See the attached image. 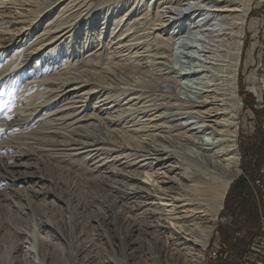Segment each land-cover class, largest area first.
Returning <instances> with one entry per match:
<instances>
[{"label":"rangeland","instance_id":"rangeland-1","mask_svg":"<svg viewBox=\"0 0 264 264\" xmlns=\"http://www.w3.org/2000/svg\"><path fill=\"white\" fill-rule=\"evenodd\" d=\"M18 1L0 0V264L8 260L14 245L21 247L19 257L23 264H122V261L126 264H156L155 256L163 264H179L184 257L193 260L191 257L199 249L190 240L192 238L166 229L175 224L169 217V208L133 207L140 201L139 195L132 193L126 197L106 178L105 168L118 166L119 169L120 165L113 160L109 163L106 156L100 155L99 160L86 150L79 151V154L63 150L60 145L65 141L62 132L69 129V122L63 115H68L69 110L50 114L55 113L52 111L60 108L61 104L40 108L42 103L57 95L56 87L61 85L63 78L88 70L96 72L110 61L109 55L114 52L115 41L120 39L119 35L129 23H125L126 19L131 16L136 18L149 7L151 11L147 17L155 20V0H147L149 6L146 8V3L141 4L142 0H93L92 7H83H87L86 12L89 13L85 22L71 36H67L64 43H56L53 48L60 46L51 56L42 58L48 53L43 52L30 61L27 58L31 50L37 47L36 40L48 21L55 18L70 0H39L40 5H34L32 2L36 0H30L24 11L23 0ZM42 5H45V13L36 23L38 29L27 30L29 23L26 22L35 19ZM119 21L122 22L120 25ZM20 27L25 29L24 43L15 50H7L1 39L9 36L6 33L19 32L16 29ZM186 30H179L171 22L162 34L167 38L168 34L175 32L174 43L167 46L172 56L168 64L171 73L168 77L177 75L182 87L178 89L181 97H186L187 93L190 95L198 84V87L201 86L197 74L206 62L200 54V42H195L194 35ZM247 30L245 55L241 62V82L247 94V99L243 98L246 106L241 111V172L229 190L244 177V167L249 172L251 165L264 152V96L260 98L253 92L255 87L260 88L264 77V0H255ZM65 65H68L67 68ZM46 70L48 73H44ZM63 71L68 73L66 77L60 75ZM70 72H73L72 75ZM51 73L54 78L50 80ZM43 76L46 79L41 83ZM91 96H87L86 106L79 111L84 125L93 123L97 117L108 120L106 117L110 116L107 106L103 108L101 105L106 95L99 93L98 99ZM38 110V114L33 116ZM152 118L151 114L147 115L143 123L148 125ZM89 131L93 132V129L90 127ZM101 162H105L107 167L106 164L101 167ZM259 165L263 170L256 180L255 190L242 191L240 198L235 193L231 194L229 204H239V207L233 213V208H226L224 203L219 223L210 240V243L223 245L227 260H210L209 243L207 249L202 251L203 264H264V159L259 160ZM182 175L186 176L182 169L168 173L157 165L145 167V176L150 182L154 178L157 179L155 184L167 180L169 183L163 184L167 187L178 188L179 184H188L182 182ZM41 221L50 222L51 227L44 228ZM26 232L35 235L36 242L32 237L26 240ZM185 246H190L189 250H181Z\"/></svg>","mask_w":264,"mask_h":264},{"label":"bare ground","instance_id":"bare-ground-1","mask_svg":"<svg viewBox=\"0 0 264 264\" xmlns=\"http://www.w3.org/2000/svg\"><path fill=\"white\" fill-rule=\"evenodd\" d=\"M29 1L23 0V11L28 7ZM38 1L32 3L37 5ZM65 1L67 0H62ZM92 1L70 0L55 18L48 21L47 27L36 40L37 47L31 50L27 60L30 61L43 52L48 53L42 58L51 56L60 44L56 48L53 46L58 42L64 43L66 37L71 36L85 22L89 13L86 12L87 7H83H92ZM141 4H145V8L149 6L147 0H142ZM153 4L156 7L155 20L147 17V13L151 11L149 7L136 18L131 16L126 19L125 23H129L119 35L120 39L115 41L114 52L109 55L110 61L105 66H100L96 72L88 70L86 73L84 71L73 77L63 78L61 85L56 87L57 95L42 103L40 108L61 104L60 108L52 111L55 113L50 114L69 110L68 115H63L69 122V129L61 131L65 137L61 134L65 139L60 143L63 150L78 154L79 151L86 150L99 160L100 155L106 156L108 162L113 160L120 165L119 169L118 166L105 168L106 178L111 184L126 197L132 193L139 195L140 201L133 207H154L160 210L169 208V217L175 224L166 229L191 237L190 240L199 249L191 257L193 260L184 257L178 263L203 264L202 251L209 246L228 190L241 172V111L246 106L243 98L247 96L245 92L241 93V62L245 55L249 32L247 29L255 0H155ZM44 9L45 5H42V9L34 16L35 19H28L27 30L38 29V19L45 13ZM24 15L28 18L27 14ZM68 17L70 18L67 19ZM121 21L118 25L123 22ZM171 22L179 30L188 29L185 32L194 35V41L201 44L200 54L206 61H203L205 65H202V70L197 74L201 79V86L198 87V84L186 97H181V91L178 90L182 87L177 75L168 77L171 74L168 64L172 56L167 46L174 43L175 32L168 34L167 38L162 34ZM16 30L20 31L15 34L6 33L9 36L1 39L9 51L13 48L15 50L25 41L24 27ZM44 73H48V70ZM65 74L68 73L63 71L60 75L66 77ZM49 77L50 80L54 78L52 73ZM41 79L40 82L43 83L46 77ZM82 88L85 89L79 92ZM253 90L258 97L264 96V77L260 88L255 87ZM73 92L76 93L72 94ZM99 93L106 95L101 105L103 108L107 106L110 116L106 117L108 120L98 117L94 120L91 114L94 122L84 125L79 115L80 108L86 106L87 96L92 95V98L98 99ZM97 103L99 101L95 104ZM38 112L39 110L35 111L33 116ZM149 114L153 118L146 125L143 123L144 118ZM90 127L93 132L89 131ZM105 164L104 162L100 166ZM149 164L157 165L168 173L182 169L186 176L182 175L180 179L189 185L167 187L163 184H168L169 181L162 180L161 184H155L156 178L150 182L145 176V167ZM150 176L153 177V174ZM40 224L44 228L51 227L48 221H41ZM29 237L36 242L35 235L28 234L26 240ZM189 247L185 246L181 250H189ZM20 250V245L12 246L13 253L10 257V251V259L4 264H23L19 257ZM155 261L156 264H163L159 257L155 256ZM121 263L126 264L124 261Z\"/></svg>","mask_w":264,"mask_h":264},{"label":"trees","instance_id":"trees-1","mask_svg":"<svg viewBox=\"0 0 264 264\" xmlns=\"http://www.w3.org/2000/svg\"><path fill=\"white\" fill-rule=\"evenodd\" d=\"M241 90H242L241 93L244 94L243 93L244 92L243 87L241 88ZM249 105H250V102H249ZM250 108L251 109L253 108V104H251ZM260 127H261V130H262V125H260ZM262 133H264V132H262ZM262 139L264 141V134L262 136ZM240 146H241V142H240ZM263 146H264V143H263ZM261 155H262L261 158L264 159V152H262ZM261 158H259V160ZM259 160L258 161L255 160L254 161V163L251 165L252 167H251V170L249 172L244 167V173H245L244 177H241L237 182H235L232 185L231 190H229L230 192L228 193V195L226 197L225 205H226V208H228V207L233 208V210H232L233 213L235 212V209H237L239 207V204H236V205L229 204V198H230L232 193H235V196L240 198L242 196V193H241L242 191L255 190L254 185L256 183V180L259 177H261V171L263 170L262 166L259 165Z\"/></svg>","mask_w":264,"mask_h":264},{"label":"built area","instance_id":"built-area-1","mask_svg":"<svg viewBox=\"0 0 264 264\" xmlns=\"http://www.w3.org/2000/svg\"><path fill=\"white\" fill-rule=\"evenodd\" d=\"M211 245V257L210 260L213 261H225L228 255L224 252L223 245L218 242L210 243Z\"/></svg>","mask_w":264,"mask_h":264}]
</instances>
